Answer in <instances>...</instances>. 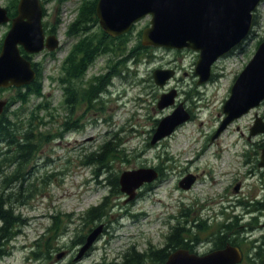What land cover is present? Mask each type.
Masks as SVG:
<instances>
[{"label":"rangeland","instance_id":"374dc122","mask_svg":"<svg viewBox=\"0 0 264 264\" xmlns=\"http://www.w3.org/2000/svg\"><path fill=\"white\" fill-rule=\"evenodd\" d=\"M84 1L41 0L44 27H54L60 40L55 54L43 51L32 58L40 64L44 98L32 96L26 106L14 100V105L5 116L14 119V111L20 114L25 109L24 113H29L32 106L44 101L49 113L52 112L54 107H50L48 95L53 93L58 95L56 98L60 96L63 86L60 79L62 63L79 38L70 35L68 28L77 18ZM10 3L11 0H0V6L7 7ZM149 20L147 17L136 24L125 53H107L90 66L83 82L110 73L113 68L117 72L112 76L106 91L90 104L91 108H87L85 103L83 109L70 114L72 130L68 132L64 128L65 111L59 107L58 111L52 113L55 115L54 120L47 117V125L39 128L49 140L44 141L42 138L41 143L38 141L36 154L21 170L26 179L12 182L7 188L0 180V192L4 189L5 194L17 193L20 195L19 200H25L22 203L12 197L14 212L23 222H19L16 228L19 232L8 244L9 253L0 258V264L121 263L128 250L143 253L149 244L156 248L162 246L170 232L167 220L170 215L180 214L181 205L199 209L198 215L206 219L207 212L201 210V205L206 203L208 195L210 199H215L228 187L226 195L233 202L235 196H250L255 193V188L261 187L260 175H247L249 165H245L243 154L247 149V138L255 115L258 113L264 117V103L236 120L212 143L210 138L224 117L222 107L235 79L251 60L258 42L264 37V2L256 11L252 34L242 46L213 65V80L201 84H198L199 76L195 72L198 51L149 47L134 52L139 33ZM9 28L8 23L0 25V41ZM131 53L135 56H130ZM120 60H125V63H119ZM158 68L175 70L174 76L164 86L154 81L153 73ZM173 89L177 90L174 104L158 108L162 93ZM17 94L18 90L6 89L0 92V98L14 99ZM180 103L191 111L192 118L178 126L171 135L151 144V136L158 121L172 113ZM76 124L78 127H74ZM113 136L126 148L120 155L125 161L116 159L107 167L108 172L97 176L93 171L95 168L84 164L85 155ZM37 139L36 136L35 141ZM260 140L264 142V135L253 141ZM9 148L3 142L0 143V153L4 152V157ZM161 160L166 161L167 175L162 182L158 178L154 180V188L147 189L148 184L143 185L136 198L128 202L121 188L119 193L110 192L111 186L106 179L110 173L120 176L125 170L160 165ZM15 170V163L10 166L7 164L2 167V175H12ZM187 172L199 176V181L189 190L178 187L179 178ZM239 182L243 183L241 191L234 190ZM105 197H108L105 200L108 205L106 213L94 223H85V212L99 205ZM239 213L235 210L232 214ZM245 216L244 213L240 215L236 226H239V241L244 248H248L252 238H246ZM59 221L60 227L51 230ZM174 223L176 219H172ZM100 224H106L102 234L84 256L77 259L82 245L78 244L81 236L87 237ZM259 224L263 229L264 214ZM260 233L258 231L253 237ZM199 247L201 250L206 249V245ZM241 264L250 263L246 261Z\"/></svg>","mask_w":264,"mask_h":264},{"label":"water","instance_id":"95a60500","mask_svg":"<svg viewBox=\"0 0 264 264\" xmlns=\"http://www.w3.org/2000/svg\"><path fill=\"white\" fill-rule=\"evenodd\" d=\"M263 0H98L96 13L102 29L112 37L132 30L140 20L150 16L149 25L142 31L144 46L175 49L189 48L199 52L195 72L199 82L211 77L212 65L222 56L239 46L250 34L254 14ZM44 10L41 0H19L17 14L10 16L6 7L0 6V24L10 23L0 51V88L30 84L36 77L32 62L21 51L39 53L45 49L56 50V35L46 37L43 25ZM156 84L164 86L174 76L173 69L158 68L153 73ZM176 91L164 93L158 102L163 109L174 104ZM264 102V40L253 57L235 79L229 97L223 105L225 114L212 140L223 133L235 120L259 107ZM5 100H0V114ZM190 118L182 104L162 118L151 139L156 144L171 135L177 126ZM264 134V118L258 113L250 128L249 139ZM264 166V148L261 157ZM159 172L152 167L125 170L120 174L121 191L128 195L126 202L135 199L137 190L146 182H153ZM190 188L193 180L186 177ZM104 224L95 227L79 250L82 258L98 237ZM63 255V254H61ZM242 253L236 246H227L210 255L189 254L179 250L166 264H237Z\"/></svg>","mask_w":264,"mask_h":264},{"label":"trees","instance_id":"16d2710c","mask_svg":"<svg viewBox=\"0 0 264 264\" xmlns=\"http://www.w3.org/2000/svg\"><path fill=\"white\" fill-rule=\"evenodd\" d=\"M18 2L19 0H11V3L7 6L11 16L17 14ZM97 2L98 0H85L80 6L77 18L70 24L68 33L72 36H79V38L73 43L66 58L63 60L60 75L62 83L65 78L80 79L79 81H81V83L72 82L70 84L71 96L77 95L80 102H85L87 104V108H91L90 104L96 101L98 96L106 91L107 85L111 83L112 76L117 72L115 68H113L114 70H111L110 73L100 74L99 77L96 76L90 81L83 82L82 80L87 76L88 69L100 56L115 51H118L119 54L125 53L131 42V36L136 26L135 25L131 31L122 36H109L100 27L99 18L96 13ZM94 27L95 29L93 30ZM141 35L142 30L139 33V42L133 47L134 52L137 51V49L139 52L148 48L141 43ZM263 40L264 37L258 42L257 47ZM2 41L3 40L0 41V49ZM131 55L133 56L134 54L131 53L130 56ZM125 60H120L119 63H125ZM32 96L44 98L41 70H39L37 78L30 85L18 89L17 97L12 100L20 101L22 106H26ZM24 111L25 109L20 114L14 111L16 115L14 119L8 118L5 115L0 116V143L3 142V144L10 147L9 150L11 148L14 150L12 154H8V152L5 153V157L4 152L0 153L2 158L0 159V180L5 188L10 187L12 182L24 181L26 179V176H24L25 173H21V170L30 162L32 156L36 154L39 148L38 141L41 143L43 139L44 141L49 140L39 128L47 125V117L50 116L52 120L55 118V115L52 114L53 112L49 113V107L46 101L33 106V109L31 108L29 113H24ZM34 128H37L36 130L38 131V139L36 141L33 132ZM125 149L123 143L116 141V137L113 136L99 148L87 153L85 155L84 164L95 168L93 170L94 173L97 176H101L105 172H108V168L116 159L125 161V159L120 156ZM14 163L17 169L14 171L15 173L4 177L2 175V167L7 164L10 166ZM106 179L109 181V186H111L110 192L119 193V175L110 173L106 176ZM12 197H15L19 202L25 203V200H19L20 195L17 193L5 194L4 189L0 192V258L9 253L7 246L19 232L18 229H16L19 222H23V219L20 220V216L16 215L14 212ZM106 199H108V197H105L104 201L99 205L85 212V223H94L99 218H102L108 206L106 203L107 201H105ZM54 223L56 222L54 221ZM59 227L60 221L57 226L51 227L50 229H57ZM176 238H178V235H176ZM85 241L86 236L82 235L78 244H84ZM36 256H38V254H36ZM109 264H145V256L143 253L128 250L125 253L123 262Z\"/></svg>","mask_w":264,"mask_h":264},{"label":"flooded vegetation","instance_id":"af4514ba","mask_svg":"<svg viewBox=\"0 0 264 264\" xmlns=\"http://www.w3.org/2000/svg\"><path fill=\"white\" fill-rule=\"evenodd\" d=\"M45 33L46 36L56 34L54 27L53 28L47 27L45 29ZM235 49L232 50L229 54L233 53ZM21 50L24 56H26L27 59L32 61V66L36 71L37 76L40 70V64L32 60L34 55L40 54L43 51H45L44 53L46 54H55L56 52V51L52 52L45 49L40 53H29L26 52L23 48H21ZM214 77L215 75L212 72L211 77L205 82L213 80ZM57 82H58V86H60L59 84L60 79H58ZM72 82L81 83V81L76 79L65 78L60 96L56 98L58 95L53 93L52 94L50 93V95H48L50 96V100H51V102L49 103L50 107L52 108L54 107L52 109V112L58 111L59 107L60 109H63L65 111L64 128H66L68 132L70 131V129H72L71 127H73V125H70L69 123L70 114L74 113L75 110L79 111L83 109V104H85V102H80L78 100L77 95L71 96L70 84ZM205 82H199L198 79V84ZM28 85H25L23 87H26ZM23 87L11 86L8 88H0V92L5 91L6 89L18 90L19 88H23ZM173 90H175L177 93L176 89ZM164 93H168V92H164ZM164 93H162V95ZM0 100H5L6 102L3 112L0 114L3 116L6 115L8 110L11 108V106L14 105V101L11 98H0ZM55 100H57L56 104H55ZM180 104L183 105V103ZM56 107H58L57 110L55 109ZM186 111L190 114V118H192L191 111L190 112L189 110ZM224 117L220 119V124L224 119ZM157 126L158 124L154 128L153 130L154 132ZM74 127H78V125L76 124L74 125ZM218 127L211 135L210 138L211 143L212 141H214L212 140V137L217 131ZM36 129L37 128H34L33 130L35 137L37 136L38 133ZM153 135L151 136V139ZM257 137H253L251 139H249V137L247 138L248 139L247 149L245 151V154H243V156H244L245 165H249L247 168V175L249 176L260 175L259 180L261 181L260 183L261 187L259 189L255 188V193L251 194L250 196L247 195L235 196V200L233 202L231 201L230 197L226 195L228 193V187L224 189V193L218 194L215 199H210V195H208L206 203L201 205L202 206L201 210L205 209L207 212L206 219H203L198 215L199 209L197 210L192 207H184L181 205L180 214L177 216L170 215L167 220V224L170 226V232L165 237V242L162 244V246L156 248L152 244H149L147 249L143 252L145 256V264H155L156 262L157 264H166L170 256L179 250H186L188 251L189 254L210 255L211 252L222 250L227 246H236L240 249L242 253V259L237 264H241L246 261L250 264L251 263L264 264V231H263L264 228L262 229V225L259 224L260 217L263 216L264 214V194H262V191H264V166L261 165V157L264 148V143L261 140L253 141L254 138ZM13 151L14 150L11 148L8 151V154H12ZM165 162H166L165 160H161L160 165L154 166V168H156L159 172L158 181L160 182L166 179L167 169H165ZM188 176L193 180L190 188L184 187V185H186V181L184 179ZM181 177L179 178L178 187L187 190L191 189L199 181V176L191 172H187L183 174ZM214 183L215 184L217 183L216 180H214ZM147 184H148L146 187L147 189L154 188L155 185L154 183H147ZM242 186L243 183L239 182L234 187V190L241 191ZM225 201L229 202V204H226ZM230 202H232L233 204H230ZM235 210H238L240 213L232 214L233 211ZM243 213L246 214V216L244 217L245 219L244 231L246 233V238L249 239L252 238V240L249 243L250 247L248 246V248H244L243 243L239 241V229H238L239 226L238 227L236 226V221L240 218V215ZM181 218H184V220H182ZM172 219H176V223L172 224ZM105 225L106 224H104V227ZM258 231L261 232L260 235H255V237H253V235ZM176 235H178V238H176ZM199 245L201 246L206 245V249L201 250Z\"/></svg>","mask_w":264,"mask_h":264}]
</instances>
